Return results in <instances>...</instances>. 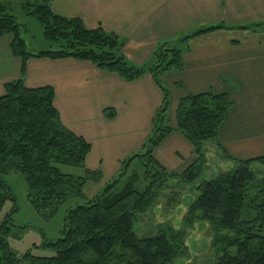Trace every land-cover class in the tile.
Returning a JSON list of instances; mask_svg holds the SVG:
<instances>
[{"label":"trees","instance_id":"16d2710c","mask_svg":"<svg viewBox=\"0 0 264 264\" xmlns=\"http://www.w3.org/2000/svg\"><path fill=\"white\" fill-rule=\"evenodd\" d=\"M51 1L36 0L25 9L27 15L37 20L43 38L49 43L47 49L38 52L27 49L20 35V24L0 4V38L11 36L10 51L21 61V75L29 57H70L90 62L125 81L147 72L160 88L162 101L151 120V131L141 151L121 163L116 180L104 185L92 198H86L83 185L88 180H99L101 175L99 171L84 169L90 144L63 126L53 104L52 88H28L22 77L4 85L0 95V213L6 201L12 207L0 216V264H171L181 232L158 227L154 234L138 238L133 224L137 215L153 205L167 179L187 184L197 182L207 169V142L213 143L221 157L231 160L233 166L197 183L196 197L186 199L188 210L184 222L190 225L195 219L207 221L222 234L220 240L224 247L216 264H264V174L257 178L253 169L254 165L264 166V156L235 159L219 144L218 127L230 106L228 96L206 92L179 100L175 130L191 144L196 159L182 173L167 171L153 156L154 148L171 132L165 119L168 94L160 75L181 67V52L162 45L155 49L148 63L132 64L121 55V38L101 27L86 28L78 18L54 14ZM256 26L260 23L240 28ZM221 27L199 29L181 39ZM104 114L110 118L115 112L107 108ZM135 159L140 171L131 172L126 180L119 181ZM60 166L84 169V175L62 173ZM11 170L23 176L29 204L45 219L55 215L66 200L84 199L83 203L67 208L60 236L41 243L40 248L51 249L52 256H35L26 251L17 257L9 247L7 239L11 229L16 227L12 216L17 206L3 176ZM140 178L147 184L138 190L134 184ZM118 183L122 186L114 194L112 190ZM32 248L38 246L33 244Z\"/></svg>","mask_w":264,"mask_h":264},{"label":"crops","instance_id":"0c3cea01","mask_svg":"<svg viewBox=\"0 0 264 264\" xmlns=\"http://www.w3.org/2000/svg\"><path fill=\"white\" fill-rule=\"evenodd\" d=\"M51 10L80 19L86 28L117 35L123 40L121 55L135 65L148 63L162 45L181 52V67L160 75L171 132L153 156L167 171L182 173L196 159L191 144L175 130V114L181 98L206 92L226 94L230 100L218 127L223 150L240 160L264 156V0H52ZM249 23L260 26L240 28ZM218 25L223 27L181 39ZM10 42V35L0 38V95L6 83L21 77L28 88H52L63 126L90 144L84 169L101 175L83 186L84 196L92 198L120 174L123 161L141 151L162 101L160 88L147 72L125 81L70 57H29L21 75V61L10 51ZM107 108L114 110L113 117L105 116ZM206 149V156L217 151ZM134 163L136 159L119 181L128 178Z\"/></svg>","mask_w":264,"mask_h":264},{"label":"rangeland","instance_id":"374dc122","mask_svg":"<svg viewBox=\"0 0 264 264\" xmlns=\"http://www.w3.org/2000/svg\"><path fill=\"white\" fill-rule=\"evenodd\" d=\"M34 1L36 0H0V4L4 5L20 24V35L27 49L38 52L47 49L49 43L43 38L37 20L26 14V7H31ZM213 145L211 142H207V146L214 150ZM210 152L211 154L206 156L207 169L203 171L197 182L187 184L174 178L167 179L165 185L157 192L153 205L145 213L137 215L135 218L133 231L138 238L154 234L158 227H170L181 232L182 237L177 240L175 257L171 264H216L224 247L220 240L222 234L217 232L209 222L200 219H195L190 225L184 222V216L188 210L185 202L187 198L193 200L196 197L195 187L197 183L204 178H209L211 174H219L230 168L228 167L230 162H226L217 151ZM253 167L257 178H260L264 174V166L254 165ZM60 169L65 174L84 175L79 168L60 166ZM139 171L140 166L138 163H134L129 170V172ZM117 178L118 176L114 180ZM3 179L9 185L17 206V211L12 216V223L16 227L11 229L7 239L11 251L17 257H20L26 251L35 256H52L53 251L40 248L41 243L46 239L55 240L60 236L62 220L67 208L69 209L77 203H83L84 199L79 197L66 200L58 208L55 215L45 219L29 204L27 186L23 176L18 171H9L3 176ZM111 182L113 180L108 181V183ZM146 184L147 181L140 178L134 185L136 189L141 190ZM121 186L118 183L112 192L115 194ZM11 207V203L6 201L1 209L0 216L8 212ZM262 230L264 232V221ZM33 244L38 248H32Z\"/></svg>","mask_w":264,"mask_h":264}]
</instances>
